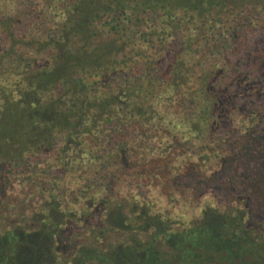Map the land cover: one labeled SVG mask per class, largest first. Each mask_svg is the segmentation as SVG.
I'll list each match as a JSON object with an SVG mask.
<instances>
[{
	"label": "trees",
	"instance_id": "1",
	"mask_svg": "<svg viewBox=\"0 0 264 264\" xmlns=\"http://www.w3.org/2000/svg\"><path fill=\"white\" fill-rule=\"evenodd\" d=\"M263 195L264 0H0V264H264Z\"/></svg>",
	"mask_w": 264,
	"mask_h": 264
},
{
	"label": "rangeland",
	"instance_id": "2",
	"mask_svg": "<svg viewBox=\"0 0 264 264\" xmlns=\"http://www.w3.org/2000/svg\"><path fill=\"white\" fill-rule=\"evenodd\" d=\"M256 38H260L259 33L255 32V33L248 36V39L252 43H254L257 40ZM238 51H241V49H239ZM215 176H221V175L219 173H217V174H215ZM224 182H225V179L223 177H221V179H218V180H209L208 183L199 185L194 190H191V192H194L198 196L203 195L205 193L212 194V195L216 196V199L222 204H228V203L232 204L234 198H239L240 200L244 199V202H246L245 192L242 189H240V187H238V188L231 187V186H228V184H227V188H225ZM6 194H7V199L10 202L15 201L14 196L17 194V191L15 189L10 188L8 191H6ZM240 197H242V199ZM199 198H201V197H199ZM263 201H264V195H263ZM238 202H239V200H238ZM253 210H254L253 216H252L253 219L257 218L258 220H264V207L262 209H256L258 211H256L255 209H253ZM64 239H66L65 236H64ZM66 244H65V246H66Z\"/></svg>",
	"mask_w": 264,
	"mask_h": 264
},
{
	"label": "flooded vegetation",
	"instance_id": "3",
	"mask_svg": "<svg viewBox=\"0 0 264 264\" xmlns=\"http://www.w3.org/2000/svg\"><path fill=\"white\" fill-rule=\"evenodd\" d=\"M64 236L66 237V234H65ZM62 242H63V244H64V246H65V244H66V239L62 238ZM65 248H66V246H65Z\"/></svg>",
	"mask_w": 264,
	"mask_h": 264
}]
</instances>
